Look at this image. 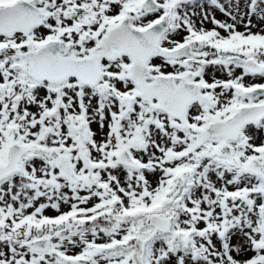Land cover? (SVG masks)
<instances>
[{
  "label": "snow or ice",
  "instance_id": "1",
  "mask_svg": "<svg viewBox=\"0 0 264 264\" xmlns=\"http://www.w3.org/2000/svg\"><path fill=\"white\" fill-rule=\"evenodd\" d=\"M0 264H264V0H0Z\"/></svg>",
  "mask_w": 264,
  "mask_h": 264
}]
</instances>
